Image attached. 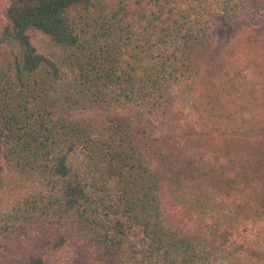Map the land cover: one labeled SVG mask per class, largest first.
Returning a JSON list of instances; mask_svg holds the SVG:
<instances>
[{
    "label": "trees",
    "instance_id": "16d2710c",
    "mask_svg": "<svg viewBox=\"0 0 264 264\" xmlns=\"http://www.w3.org/2000/svg\"><path fill=\"white\" fill-rule=\"evenodd\" d=\"M263 120L264 0H0V264H264Z\"/></svg>",
    "mask_w": 264,
    "mask_h": 264
},
{
    "label": "rangeland",
    "instance_id": "374dc122",
    "mask_svg": "<svg viewBox=\"0 0 264 264\" xmlns=\"http://www.w3.org/2000/svg\"><path fill=\"white\" fill-rule=\"evenodd\" d=\"M111 110H118L115 107H112ZM114 111V112H116ZM120 113H123V111L121 112V110H118ZM84 116H91L94 117V115H97V111H88L86 113H83ZM78 116H80V113H78ZM243 116H247V115H242L239 114L238 118H243ZM235 120V119H234ZM264 121V120H263ZM260 125L263 124L264 126V122L261 124V122H258ZM242 124H245L244 122H242L241 120L239 122L235 121L233 123H230V125H227L228 130L232 129L234 126H240ZM177 129L176 131L179 133V135H173L171 136L170 141H172V144L177 146V143L179 146H190V144H193V149H195L194 147H197V143H200L202 140H214V135L215 132L217 131V129L215 128H219L218 124H213L210 121H203V119H199V115L198 114H193L190 116H185V115H181L178 125H177ZM215 129V132H214ZM226 130V129H224ZM218 132V131H217ZM231 134H233V132H231ZM220 137H222L223 139H227L229 138L227 134L221 133V135H219ZM238 136H241L240 134H238ZM192 149V148H191ZM262 171V170H261ZM259 174H261L259 172ZM262 175V174H261ZM261 178V176H259V179ZM226 185V184H225ZM250 188L246 187V194L252 193L253 191L250 190ZM248 192V193H247ZM246 196V195H245ZM5 198V197H4ZM9 199V197H7ZM173 214V216L175 218H177V221L179 222L180 225H182L184 228L186 229H191L193 231V233L197 232L199 233V230L203 229L202 223L200 224L201 220L194 218L192 219L191 215H186L185 212H180V211H175L174 209L171 211ZM191 217V218H190ZM200 235V234H198Z\"/></svg>",
    "mask_w": 264,
    "mask_h": 264
}]
</instances>
